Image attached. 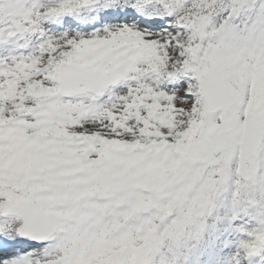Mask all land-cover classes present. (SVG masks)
Returning <instances> with one entry per match:
<instances>
[{
	"label": "snow or ice",
	"instance_id": "snow-or-ice-1",
	"mask_svg": "<svg viewBox=\"0 0 264 264\" xmlns=\"http://www.w3.org/2000/svg\"><path fill=\"white\" fill-rule=\"evenodd\" d=\"M0 264H264V0H0Z\"/></svg>",
	"mask_w": 264,
	"mask_h": 264
}]
</instances>
